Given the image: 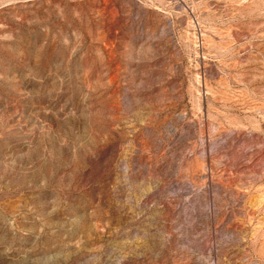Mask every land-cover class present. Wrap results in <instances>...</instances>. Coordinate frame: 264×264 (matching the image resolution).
Returning <instances> with one entry per match:
<instances>
[{
  "label": "rangeland",
  "instance_id": "374dc122",
  "mask_svg": "<svg viewBox=\"0 0 264 264\" xmlns=\"http://www.w3.org/2000/svg\"><path fill=\"white\" fill-rule=\"evenodd\" d=\"M0 264H264V0H0Z\"/></svg>",
  "mask_w": 264,
  "mask_h": 264
}]
</instances>
